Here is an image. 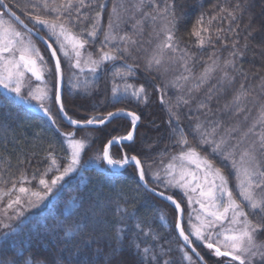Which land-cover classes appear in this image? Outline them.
I'll use <instances>...</instances> for the list:
<instances>
[{
	"label": "snow or ice",
	"instance_id": "1",
	"mask_svg": "<svg viewBox=\"0 0 264 264\" xmlns=\"http://www.w3.org/2000/svg\"><path fill=\"white\" fill-rule=\"evenodd\" d=\"M246 6L247 0L243 5L237 0L232 9L213 5V11L219 8V15L208 16L206 24V14L201 13L191 33L197 38L198 48L203 49L216 41H222L223 47L228 46L221 32L235 39L232 40V51L228 58L221 60L214 51L204 62L203 69L194 73L189 66L194 54L179 47L175 34L178 23L175 0H113L107 26L102 23L107 7L104 0H0V88L14 94L23 103L36 101L53 124L56 123L52 116L54 104L74 128V131L61 133L66 145L63 159L67 161L62 169L60 159L50 145L45 156L49 163L44 171L34 169L31 177L22 171L18 177L11 179L10 187H7L8 181L3 182L5 186L0 187V204L3 205L0 208V228L7 231L0 235L7 239L9 233H15L26 223V212L39 209L45 202L59 199L64 190L63 182L70 174L86 169V166H98L100 161L106 165L104 171L109 172L134 164L138 186L174 206V230L182 241L177 249L182 261L187 264H206L204 257L197 251V247L202 245L217 258H229L228 264H264V241L257 239L258 234H264V102L260 100V96L264 95V78L258 85L259 95H254L252 86L245 87L242 82L224 105V113L231 112L233 116L244 113L243 122L225 125L220 119L209 118L212 115L209 103L215 90L231 89L237 74L247 79V74L237 65V60L242 59L247 50V44L239 46V24L232 27L243 15ZM13 7L20 11L28 23ZM93 8L99 10L93 13L90 11ZM225 19L229 22L228 27L218 28L213 33V23ZM146 25L151 27L150 37L154 36L156 41L151 50L144 48L143 42L137 39L143 36ZM125 26L128 27L127 31L124 30ZM41 32L45 34L42 36ZM251 35L252 32H249L248 36ZM33 37L44 43L49 53L47 59ZM98 39V54L94 55L87 48ZM148 43L152 44V39ZM134 53H144V70L149 74L160 73L161 69L166 74L179 62L178 74L163 85H154L160 93L161 104L166 103L165 96L170 89L183 93L187 87V92L179 95L167 109L170 143L178 151L169 155L165 150L159 163L155 159L142 160L136 154L129 156L126 152L120 158H114L111 154L113 145L134 141L141 120V115L136 111L121 107L107 112L102 118L97 115L78 120L68 115L62 99L65 61L72 70L68 85L73 91L85 94H90L89 88L98 79L99 72L110 64L113 86L108 97L109 103L115 105L131 100L146 105L148 90L145 84L137 86L128 82L135 78L136 68L139 67L138 64L127 63L128 58L137 59ZM118 61L124 63L117 66ZM86 69L90 75L85 74ZM217 72L220 73L217 84L197 103L196 111L203 112L205 119L196 118L191 128L195 140L192 143L173 109L189 105L193 93H198ZM46 77L53 78L52 82ZM25 89L26 96L23 95ZM250 99L257 106L256 116L244 128L243 124L247 123L252 111L251 108L246 110ZM121 116L130 119L131 128L126 135L112 137L103 145L102 152L89 160H82L90 144V133L77 138L76 131L87 126L104 125ZM201 149L207 151L202 153ZM164 156L168 157L167 163L164 162ZM53 172L56 174L49 179ZM233 175L236 194L229 183V176ZM149 176L156 187L151 186ZM33 182L35 188L32 187ZM158 188L163 190L158 191ZM169 191L172 194H167ZM177 193H182L180 200L175 198ZM6 198L7 203H4ZM184 198L190 209L187 229L184 227L182 207ZM81 208L82 197L71 202L66 211L71 214L74 209L78 211ZM109 213L117 221L111 233L108 231ZM132 215L134 213L129 212L126 204L116 202L113 211L111 203L94 201L84 210L81 219L74 221L75 227L65 233L66 236L81 233L77 251L84 258H76L70 250L69 256L61 264H122L120 254L126 248L135 250L138 257L136 264H175L169 256L172 249L157 243L161 237L150 227H144L143 221L135 223V234L133 238H128L127 226H121V222ZM159 219L167 222L164 215ZM13 222H17L15 227ZM149 238L152 243L141 247V241ZM193 256L196 260H193ZM12 264H30V258L14 259Z\"/></svg>",
	"mask_w": 264,
	"mask_h": 264
},
{
	"label": "trees",
	"instance_id": "2",
	"mask_svg": "<svg viewBox=\"0 0 264 264\" xmlns=\"http://www.w3.org/2000/svg\"><path fill=\"white\" fill-rule=\"evenodd\" d=\"M109 2L103 13L102 23L105 26L108 23V13L113 0H109ZM239 2L242 5L245 4V0H239ZM175 3L177 5L178 18L175 34L179 40V47L186 50L189 54H194V60L189 61V66L192 67L193 72L199 73L204 67V62L208 60L209 54L214 51L221 57V60L228 58L229 53L232 51L231 43L235 37L221 32V36L227 39L228 46L223 47L222 41H216L214 44L200 49L196 46L197 38L192 36L191 33L194 27L197 26L196 21L201 13L206 14V24L208 16L219 15V8L213 11V5L219 4L232 9L236 5L237 0H175ZM13 10L17 11V14L21 15L22 19H25V22L28 23L18 9L13 7ZM98 10V8H93L90 11L94 13ZM228 23L227 19L214 22L212 25L213 33L218 28H227ZM237 24H239V46L247 44V50L243 58L237 60V65L242 67L243 72L247 74V79H245L244 75L237 74L231 89L221 91L217 88L215 90L213 99L209 103V107L212 110V115L209 118L215 119L216 116L218 117L220 110L224 109L225 103L231 99L233 90L239 88L242 82L245 87L252 86L254 95H259L260 93L258 85L261 78H264V0H247L243 15L232 24V27L235 28ZM29 25L31 26V24ZM124 30L127 31L128 27L125 26ZM151 31V27L146 25L143 36L137 37L138 40L143 42L144 48L147 49L150 48L148 40ZM249 32H252L251 36H248ZM41 33L45 34L44 32ZM246 37L247 40L245 39ZM102 38L103 32H101L100 36V39ZM33 39L37 42L42 54L47 59L49 53L46 51L45 46L34 37ZM213 39L215 40V36ZM98 48L99 39L94 45L89 44L87 51L93 52L95 55L98 54ZM134 55L137 56V59L134 61L128 58L127 63L138 64L139 67L136 68L135 78L128 82L137 86L145 84L148 90V102L146 105L143 103L137 104L131 100L115 105L109 103L108 97L111 95L113 86V69L110 64L99 72L98 79L89 88L90 94L73 91L67 82L68 68L65 62L63 63V102L68 115L78 120H86L97 115L103 117L107 112L121 107L136 111L141 115V120L137 127L134 141L123 143V145H113L110 149L111 154L114 158H120L126 152L129 156L136 154L142 160L151 161L155 159L159 163L165 150H167L169 155L178 151V148L172 147L170 143L167 109L170 103L174 104L176 98L186 92L183 90V93H181L177 89H170L165 96L166 103L161 104L159 100L160 93L155 90L154 85H163L171 80L179 73L180 64L178 62L172 66L173 70L168 71L166 74L163 73L162 69L160 73L153 72L149 74L144 70V53H134ZM122 63L124 61H118L117 66ZM219 76L220 73L217 72L211 81L202 87L198 93H193V99L189 105L181 106L178 110L173 109L179 115L180 126L185 129L192 143H195V140L191 135V128L195 124L196 118L205 119L203 112L196 111L197 103L209 94V89H212L217 84ZM46 79L52 80L53 78L46 77ZM117 83H121V81H117ZM260 100L264 102V95L260 96ZM256 107L250 99L246 105V110L247 108L252 109L248 117L249 122L256 116ZM228 115V120L231 121V124H234L235 120L244 121V113L239 116H233L229 112ZM52 116L56 120L55 124L49 118L36 115L12 95L0 90V187L5 186L4 181H8L7 187H10L11 179L18 177L22 171L26 172L29 177L33 174L34 169H39L41 172L44 171L49 163L45 156L50 145L54 147L55 154L60 159L61 169L67 163L63 159L66 155L64 151L66 145L61 133L74 131V128L63 120L54 104L52 106ZM153 121L154 123H150ZM130 127V120L121 116L111 120L102 127L77 130V138H82L85 133H90L88 136L90 144L84 151L82 160H89L95 157L102 152L103 145L109 139L126 135ZM243 127H247L245 123ZM149 146L151 147L149 148ZM206 151L207 149H201L202 153ZM20 161H23V163ZM167 161L168 157L164 156V162ZM217 166L220 165L217 164ZM105 168L104 163L100 161L98 166H86V169L70 174L63 182L64 190L59 199L51 203L47 202L34 211L26 212V223L21 225L15 233H9L7 239L0 235V264H12V261L18 258L25 260L30 258V264H61L69 256L70 250L76 258L83 259L84 257L80 256L77 251L82 239L81 233L76 232L72 236H66L65 233L75 227L74 221L80 220L84 215V210L94 201L111 203L113 211L116 202L126 204L129 212L134 213L130 218L125 217L121 222V226H127L128 238H133L135 234V223L143 221L144 227H150L161 237L157 243L166 249H172L169 256L175 261V264H187L186 261H182L181 254L177 250L178 245L182 242L174 230L176 216L174 208L138 186L134 165H128L120 171L112 170L111 172L104 171ZM55 174V172L51 173L48 178L51 179V175ZM149 182L151 186L156 187L152 183L150 176ZM229 183L233 188L234 194H236L234 175L229 176ZM32 187H36L35 182H33ZM158 190L163 189L158 188ZM167 194L172 193L169 191ZM81 197L83 198V208L78 211L74 209L69 214L66 211V207ZM181 197L180 193L175 196L177 200H180ZM4 203H7V198ZM182 206L185 209L184 202ZM161 215L166 217L167 222L159 219ZM108 219V231L111 233L112 228L117 226V221L111 213H109ZM85 222H87L86 217ZM16 224L17 222H13L14 227ZM5 231L7 230L1 229L0 233ZM86 236L87 232L85 231L84 238ZM258 238L264 241V234H258ZM146 243H152L150 238L149 240H142L141 247ZM153 246L155 245L153 244ZM92 247L95 248L96 245L93 244ZM197 250L208 264H217L218 260L215 256H212L209 252L210 250L202 245L198 246ZM120 259L122 264H136L138 257L134 249L126 248L120 254ZM193 260H196L195 256H193Z\"/></svg>",
	"mask_w": 264,
	"mask_h": 264
},
{
	"label": "rangeland",
	"instance_id": "3",
	"mask_svg": "<svg viewBox=\"0 0 264 264\" xmlns=\"http://www.w3.org/2000/svg\"><path fill=\"white\" fill-rule=\"evenodd\" d=\"M110 1H112V0H110ZM104 2L106 3V4H109L110 2H109V0H104ZM111 5V4H110ZM111 8H112V5H111ZM111 8H110V10H111ZM149 39H152V42H154L153 44H155V38H154V36L153 37H150V35H149ZM36 42V41H35ZM36 44H37V42H36ZM153 44H150V50H151V48H152V46H153ZM37 47H39L38 46V44H37ZM40 48V47H39ZM41 52H42V50H41ZM178 56V55H177ZM63 59V58H62ZM65 64H66V67L68 68V76H69V74H70V72L72 71L70 68H69V65H68V62L67 61H65ZM85 74L86 75H90V74H88L87 73V69L85 70ZM49 82L51 83L52 82V80H49ZM32 86L34 87L35 86V82H33V84H32ZM190 86V85H189ZM0 90L1 91H3L4 93H6L5 92V90L3 89V88H0ZM184 90H185V92H187V87H185L184 88ZM7 94H9V95H12L14 98H15V96H14V94H12V93H7ZM23 95H27V89H25L24 91H23ZM206 97V96H205ZM205 97H203L201 100H203ZM19 101V100H18ZM20 103H22L23 105H25V106H27L29 109H31V107L32 106H38L37 105V102L36 101H31L30 103H23V102H21V101H19ZM101 117V116H100ZM228 117H229V115H228V113H224V111H223V109L222 110H220V113L218 114V117L216 116L215 117V119H220V120H222L224 123H225V125H231V121L230 120H228ZM102 118V117H101ZM129 119V118H128ZM130 120V119H129ZM234 120V119H233ZM230 122V123H229ZM237 121L235 120V122H234V124L236 123ZM252 122V121H251ZM251 122H249V120L247 121V123H245V126H248L247 124H250ZM131 128V127H130ZM246 128V127H245ZM124 136V135H123ZM168 162V161H167ZM167 162H165V163H167ZM150 179H151V177H150ZM159 191V190H158ZM181 194V196H182V193H180ZM183 202H184V206H185V209H184V227L187 229V221H188V213H189V211H190V209L188 208V204H187V199L186 198H184L183 199ZM45 203H47V202H45ZM45 203L43 204V205H45ZM42 205V206H43ZM41 206V207H42ZM3 207V205L2 204H0V208H2ZM183 207V206H182ZM196 207H198V206H196ZM184 208V207H183ZM34 210H36V209H32V210H30V211H34ZM29 212V211H28ZM0 218H2V217H0ZM195 222V221H194ZM1 229L2 228H0V231H1ZM257 239H258V241H263V240H260L259 238H258V236H257ZM198 251V250H197ZM211 254H212V256H214V254L211 252V251H209ZM202 256V255H201ZM215 258H217V257H215ZM228 259L229 258H226V257H221V258H217V264H228ZM205 260V259H204ZM219 262V263H218ZM236 264H238V262H236Z\"/></svg>",
	"mask_w": 264,
	"mask_h": 264
},
{
	"label": "water",
	"instance_id": "4",
	"mask_svg": "<svg viewBox=\"0 0 264 264\" xmlns=\"http://www.w3.org/2000/svg\"><path fill=\"white\" fill-rule=\"evenodd\" d=\"M26 23V22H25ZM29 27H31L30 25H29ZM41 35L43 36V34L41 33ZM35 38V37H34ZM36 39V38H35ZM36 40H38V39H36ZM40 43H42L40 40H38ZM43 45H44V43H42ZM45 46V45H44ZM64 89V88H63ZM62 99H63V95H62ZM57 108V107H56ZM58 109V108H57ZM31 110H32V112H34L36 115H38V116H41V117H45V118H48V116H46L42 111H41V109L38 107V106H32L31 107ZM61 115V117L63 118V120L68 124V125H70V126H72L64 117H63V115L62 114H60ZM113 119H115V118H113ZM113 119H111V120H113ZM110 120V121H111ZM110 121H108V122H106L104 125H106V124H108ZM104 125H100V126H87V127H84V128H98V127H102V126H104ZM73 127V126H72ZM137 130V129H136ZM136 135V134H135ZM124 143H130V142H124ZM116 145V144H115ZM118 145H120V144H118ZM103 162V161H102ZM132 165H134V164H132ZM106 166V165H105ZM121 169L120 168H116V169H114L113 171H120ZM153 195V194H152ZM153 196H155V195H153ZM155 197H157V196H155ZM158 198V197H157ZM158 199H160V200H162L163 202H165V203H167V204H169L170 205V203L169 202H167V201H165V200H163L162 198H158ZM170 206H172V205H170ZM173 208H174V206H172ZM183 215H184V213H183ZM182 242V241H181ZM190 251V250H189ZM205 261V260H204ZM206 262V261H205ZM206 264H208L207 262H206Z\"/></svg>",
	"mask_w": 264,
	"mask_h": 264
}]
</instances>
